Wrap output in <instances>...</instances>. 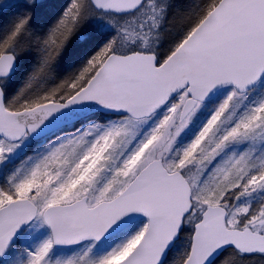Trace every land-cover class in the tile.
<instances>
[{
  "label": "snow or ice",
  "instance_id": "1",
  "mask_svg": "<svg viewBox=\"0 0 264 264\" xmlns=\"http://www.w3.org/2000/svg\"><path fill=\"white\" fill-rule=\"evenodd\" d=\"M0 264H264V0H0Z\"/></svg>",
  "mask_w": 264,
  "mask_h": 264
}]
</instances>
